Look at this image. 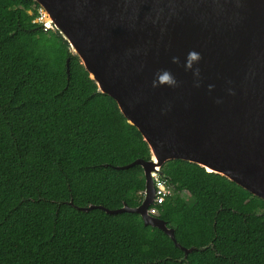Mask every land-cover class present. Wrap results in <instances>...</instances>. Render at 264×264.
Listing matches in <instances>:
<instances>
[{
  "label": "trees",
  "instance_id": "obj_1",
  "mask_svg": "<svg viewBox=\"0 0 264 264\" xmlns=\"http://www.w3.org/2000/svg\"><path fill=\"white\" fill-rule=\"evenodd\" d=\"M40 10L0 0V264H264V200L195 164L163 167L153 208L187 257L138 214L78 209L138 207L144 171L123 168L150 150Z\"/></svg>",
  "mask_w": 264,
  "mask_h": 264
},
{
  "label": "water",
  "instance_id": "obj_2",
  "mask_svg": "<svg viewBox=\"0 0 264 264\" xmlns=\"http://www.w3.org/2000/svg\"><path fill=\"white\" fill-rule=\"evenodd\" d=\"M34 1L150 150L123 168L144 171L138 207L79 210L138 214L187 257L193 249L150 212L167 163L195 164L264 200V0Z\"/></svg>",
  "mask_w": 264,
  "mask_h": 264
},
{
  "label": "built area",
  "instance_id": "obj_3",
  "mask_svg": "<svg viewBox=\"0 0 264 264\" xmlns=\"http://www.w3.org/2000/svg\"><path fill=\"white\" fill-rule=\"evenodd\" d=\"M40 12L42 16L39 19V22L43 23L44 12L42 9L40 10ZM155 187H156L155 205L150 209L151 215L153 216H155L156 214V210L153 209L156 206V204H161L168 197H172L173 195H175V188L166 179H163L160 176L155 178ZM184 194L187 195V193H183L181 197H183Z\"/></svg>",
  "mask_w": 264,
  "mask_h": 264
},
{
  "label": "rangeland",
  "instance_id": "obj_4",
  "mask_svg": "<svg viewBox=\"0 0 264 264\" xmlns=\"http://www.w3.org/2000/svg\"><path fill=\"white\" fill-rule=\"evenodd\" d=\"M42 13H43V12H42ZM38 22H39V20H38ZM183 198H184L189 204H191V203L193 202V200L190 198V196L188 195V193H187V195L184 194Z\"/></svg>",
  "mask_w": 264,
  "mask_h": 264
}]
</instances>
